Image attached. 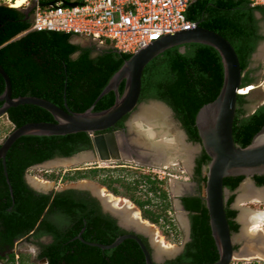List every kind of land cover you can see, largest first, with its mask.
Here are the masks:
<instances>
[{
  "label": "trees",
  "instance_id": "1",
  "mask_svg": "<svg viewBox=\"0 0 264 264\" xmlns=\"http://www.w3.org/2000/svg\"><path fill=\"white\" fill-rule=\"evenodd\" d=\"M255 11L264 14L260 6H251L248 0H194L187 8L188 20L214 30L227 38L236 50L241 69L247 70L248 58L255 50L261 36L257 34ZM0 65L11 81L12 97L37 96L58 106L67 107L73 112H83L89 108L113 74L131 54L113 49L109 42L93 55L94 46L73 43L77 36L53 30H29L31 19L18 8L0 4ZM21 36L18 34L24 32ZM16 37V38H15ZM168 48L156 56L145 67L142 76L140 101L158 99L169 105L193 141L200 142L195 126V116L206 103L213 101L223 83V63L219 52L208 44L190 42ZM74 53H78L72 57ZM249 71V70H247ZM251 78L246 76L243 85ZM5 87L0 75V94ZM124 89V80L119 92ZM115 101L114 91L104 94L94 106L95 111L110 107ZM245 96H238L233 122L235 143L244 147L264 125V104L253 113L246 115L242 105ZM2 102H0L1 106ZM13 127L28 122L54 121L46 109L33 104H20L10 107L6 115ZM123 119V118H122ZM121 120L118 123H121ZM91 147L87 132L65 135L26 134L17 138L6 153L4 174L0 160V259L14 264L16 254L12 251L15 242L25 238L38 239L51 235L47 243L34 242L39 246L37 259L44 264H145L144 254L138 243L131 238L118 245L102 249L81 241L109 244L118 236L127 233L117 225L116 219L103 215L99 204L88 193L75 189H64L50 193L38 192L31 188L25 179L27 169L59 153L72 155ZM209 161L204 152L197 161L196 175L199 183H204L202 166ZM102 168H86L67 172L69 180L95 178ZM53 177V176H51ZM143 182L148 184L146 193L157 194L162 200L160 210L145 208L151 203L130 198L143 210V216L153 223L159 222L174 226L171 218L163 219L170 207L168 190L159 177L144 174ZM244 176L224 178V186L235 190ZM258 183L263 176H255ZM114 178H104V184L114 194H120L112 186ZM139 180L129 182V189H136ZM133 184V186H131ZM233 195L226 202V215L232 231L239 224L232 217L236 210L229 209ZM184 207L190 213L191 241L173 262H213L218 259V251L211 235L208 211L200 196L182 198ZM161 205V204H160ZM59 215L65 220L57 226L51 215ZM162 221L164 223H162ZM150 249L147 238L139 235ZM33 242V240H32ZM23 264V261H20Z\"/></svg>",
  "mask_w": 264,
  "mask_h": 264
},
{
  "label": "water",
  "instance_id": "2",
  "mask_svg": "<svg viewBox=\"0 0 264 264\" xmlns=\"http://www.w3.org/2000/svg\"><path fill=\"white\" fill-rule=\"evenodd\" d=\"M56 1L57 0H50L47 2H40V4L42 6L53 5ZM64 3L67 5L75 4V2H69L67 0H64ZM25 14L27 15L28 11H25ZM255 15L259 16L260 12L255 11ZM1 26L2 24L0 23V28ZM71 42L76 43V40L73 38ZM190 42H198L213 46L221 56L224 70L223 83L218 95L213 101L204 104L195 116V126L200 138V142L195 144H201L205 153L209 156V161L205 166V181L201 198L208 211L211 235L218 251V259L213 262L204 263H159L158 258L167 257L166 254L162 257H158L156 253L157 250L153 245L154 253L152 254L151 250L145 245L137 232L122 234L109 244L84 240L81 237V232L83 230H81L80 234L76 237L86 244L97 246L102 249L113 248L127 238L134 239L144 254L145 264H231L232 260L235 259L234 254L236 253V249L234 247L233 236L226 215V194L228 189L224 186V178L242 175L246 179H249L255 174H264V125L253 136L248 145L242 147L235 143L233 138V122L237 108V98L238 96H246L248 94L241 93V90L243 87L250 85V83L245 85L242 84L244 72L240 67L238 55L231 42L220 33L203 27L198 22L191 28L165 34L131 54L109 79L92 105L83 112L70 111L65 99V108H62L47 99L37 96L27 95L12 97L10 78L0 65V75L3 77L5 83L4 90L0 94V102H2L0 106V117L7 115V111L10 107L20 104H33L46 109L54 118V121L28 122L18 127L14 126L5 136L4 140L0 142V160L3 164L4 174L9 185L11 196L12 189L7 177L5 157L14 141L22 135H65L83 131L90 135L91 149L77 152L70 157H66L64 160L72 158V160H74L73 164L95 163L97 160L109 159L124 160L126 156L120 155V152L123 151L122 146L120 147L121 144H117V142L122 141L124 138L113 129L119 120L130 115L140 104L142 76L145 67L156 56L168 48L180 45V51H184L183 44ZM77 54L78 53H74L72 57H75ZM123 80L124 89L123 92L120 93L118 88ZM111 90L115 93L114 103L106 109L95 111L94 106L98 100ZM150 102L152 104H160L172 113L173 109L164 101L150 99ZM262 104H264V102L260 105ZM260 105L254 107L251 113ZM181 134L184 141H186V132L182 128ZM154 141L155 140H151L152 145L149 148L141 144H136V149H138L136 153L138 157L137 162L147 167H166L168 165L167 163H161V161L153 157L152 146L154 145ZM187 144L193 143L187 142ZM126 146L133 151L135 150L130 144ZM122 153L123 152H121V154ZM53 162L55 161L41 163L36 166L51 165ZM25 179L28 185L34 190L49 193L47 189L35 186L26 174ZM176 182H179L181 186H187L186 184L189 186V183L183 180H176ZM240 187L241 184L234 192L237 193ZM93 195L98 198L105 210H107V206L102 197L98 193H93ZM175 197L177 198V210L181 211V214L185 216V230L188 234L189 221L186 217L188 211L181 203L182 191H175ZM121 211L122 210H118L116 212L110 210V213L121 227L144 232L135 224H127ZM133 219L135 218L133 217Z\"/></svg>",
  "mask_w": 264,
  "mask_h": 264
},
{
  "label": "rangeland",
  "instance_id": "3",
  "mask_svg": "<svg viewBox=\"0 0 264 264\" xmlns=\"http://www.w3.org/2000/svg\"><path fill=\"white\" fill-rule=\"evenodd\" d=\"M13 0H0V4H4L9 6L10 2ZM45 1V0H44ZM72 1V0H68ZM36 0H25V3L19 7L18 9L22 11H28L31 13L30 6L35 4ZM28 4V5H27ZM27 5V6H26ZM11 7V6H10ZM25 7V9H23ZM33 12L30 14L32 16ZM260 17V16H259ZM262 20V18H259ZM24 33H20L16 37L22 35ZM15 37V38H16ZM74 39L76 43H80L86 46H94L93 55H96L97 52L107 47L99 46L97 44L92 43L89 39L84 38L82 36H75ZM255 59V67L253 71L250 73V77L254 78L249 90L248 94L245 96L246 102L244 103V107L246 108V114H251L254 107L260 105L264 102V53L260 59ZM259 64V65H258ZM245 72V70H244ZM154 105L155 107H159L164 109L163 112L166 116H159V118H155V126L153 128L162 129L164 134V140L168 142H172L173 145H177L178 148H184V151L188 153L189 159L194 151V147L191 144H187L188 140L184 141L183 136L181 134V127L179 126V122L177 117L174 116L173 113L166 110L163 106L157 103H151L150 100L141 101L137 108L126 118V123L128 127V139L131 141H136L137 143H141V145L146 147H151V140H158L160 138L153 137V135L149 132V126L146 124L147 121L144 118V114L146 113V109ZM153 107V106H152ZM144 118L145 120L141 119ZM13 129V125L7 119L6 115L0 117V142L4 140L5 136ZM145 130V131H144ZM180 133V134H179ZM194 144V143H193ZM176 152L173 150L170 155L173 156L174 160L170 162L166 167H147L141 164H138L134 158H127L122 161L109 159V160H97V162L87 163V164H56V165H40L36 167L30 168L26 175L29 177L30 181L33 182L32 178H37L46 183L51 184L48 188H46L49 192L55 190H63L66 188H81V189H89L90 191L95 192V188H104L106 193H110L116 197H121L123 199L129 200L134 207L139 211V215L142 220L148 222L153 225L151 230L144 231L148 234L152 245L159 250V248L170 247L172 248V252L170 255H166L167 257L158 258V261H166L172 259L175 256L176 251L180 248L182 244V240L186 238V230H185V216L182 215L181 211L177 210V198L175 197V191H183L185 189L184 186H177L176 180H183L187 177V169L190 165L185 162L184 158L180 157V154L174 155ZM186 158V157H185ZM102 168L99 172V175L95 178H83L76 180H69L64 178V174L67 172L73 173L74 170L80 169L85 170L86 168ZM144 174H151L152 176L158 177L163 180L165 188L168 190L170 207L166 212V215H162L163 219L171 218L174 219V229L175 231L167 230L165 227H162L159 222L153 223L151 220L145 218L143 216V210L136 205L130 198H137L141 201H146L147 199L151 200V203L148 204L145 208H149L152 210H160V206H162V200L157 194L154 193H146V189H148V184L143 182ZM53 176V177H51ZM114 178L118 181H113L112 186L116 187L120 194H114L111 192L104 184L101 183V180L104 178ZM139 180L138 186L136 189H129V182L134 180ZM92 184V185H91ZM95 185V186H94ZM102 185V186H98ZM172 188H170V186ZM203 185V184H201ZM133 186V184H131ZM188 186V185H187ZM93 187V189H92ZM188 188V187H186ZM92 189V190H91ZM241 192L238 191L235 196L234 205L237 206L238 210V220H240V232L234 235V239L236 240V253H242L243 249L246 246L250 245V242H247L243 239L246 236V224L242 222L241 214L242 211H246L244 206L252 208L254 210H262L263 205L256 202H245L238 198ZM161 204V205H160ZM119 207H124V202L119 205ZM244 213V212H243ZM245 224V225H244ZM261 233L264 235V224L260 226ZM153 230V231H152ZM260 234V233H259ZM243 235V237H242ZM239 236V237H238ZM250 236V234H248ZM243 240L242 244L237 243ZM240 239V240H239ZM31 240V239H30ZM45 241H49L48 238H44ZM162 241V242H161ZM159 242V243H157ZM161 243V244H160ZM162 244L165 247H162ZM245 245V246H244ZM12 251L16 254L14 264H20V261H23V264H43L44 261H40L37 259V254L39 252L38 246L31 241H27L25 238L19 239L15 242V245ZM175 253V254H174ZM239 257V258H238ZM247 257V256H246ZM249 257V256H248ZM1 260V259H0ZM5 261V260H2ZM231 264H264V260L259 257H249L247 259L241 258L240 255H237L235 259L232 260Z\"/></svg>",
  "mask_w": 264,
  "mask_h": 264
},
{
  "label": "built area",
  "instance_id": "4",
  "mask_svg": "<svg viewBox=\"0 0 264 264\" xmlns=\"http://www.w3.org/2000/svg\"><path fill=\"white\" fill-rule=\"evenodd\" d=\"M47 1L50 0H36L29 30L72 33L99 46L109 42L113 49L127 54L135 53L165 34L196 24L185 15L194 0L69 1L75 2L74 5L57 0L53 5L40 4ZM248 1L251 6L264 9V0ZM163 227L176 232L171 224L165 223ZM0 264L8 263L0 260Z\"/></svg>",
  "mask_w": 264,
  "mask_h": 264
},
{
  "label": "flooded vegetation",
  "instance_id": "5",
  "mask_svg": "<svg viewBox=\"0 0 264 264\" xmlns=\"http://www.w3.org/2000/svg\"><path fill=\"white\" fill-rule=\"evenodd\" d=\"M28 5V4H27ZM26 5V6H27ZM34 8H35V4H32L31 6H30V9H31V13L33 12V10H34ZM23 9H25V7L23 8ZM26 11V10H25ZM25 11H23V13H25ZM31 13H28L27 15H26V18H28V19H31ZM255 15V14H254ZM262 18V20H260L259 18L260 17ZM259 16H256L255 15V18L257 19V34L258 35H260L261 36V38H260V40L257 42V45H256V47H255V50L251 53V55L249 56V58H248V65H247V70H249V71H247V70H245V72H244V78H243V82H244V79H245V76H246V72L248 73V77H250V73L253 71V68L255 67V65H254V63H255V59L256 58H258L259 60V62H260V59H261V57L263 56V53H264V14H262V13H260V15ZM19 35V34H18ZM259 65V64H258ZM251 79L250 80H248V82L247 83H250V85L252 84V82H253V79L254 78H252V77H250ZM246 83V84H247ZM243 84V83H242ZM245 85V84H244ZM246 98V97H245ZM242 107H243V109L245 110L246 108L244 107V104L242 105ZM172 113L174 114V116L175 117H177L176 116V114H175V112L172 110ZM245 114H246V110H245ZM247 115V114H246ZM129 115H127V116H125V117H123V119H122V121H121V123H117L116 124V126L114 127V131L115 132H117V133H119L120 135H122L123 136V140L122 141H120V142H117V144H121L120 145V147L122 146V149H123V151H121V152H123L122 154H121V152H120V155L121 156H126V158L125 159H127L128 157L129 158H134L135 160H136V162H137V151H138V149H136V144H141V143H137L136 141H131V140H129L128 139V127H127V123H126V118L128 117ZM177 120H178V122L180 123V126H181V128L182 129H184V127L182 126V124H181V122H180V120L178 119V117H177ZM185 130V129H184ZM185 132H186V130H185ZM186 139L188 140V142H192V143H194V144H191L192 146H195L194 148V151L192 152V155H191V157H190V159H189V161H190V165L188 166V169H187V177H185V179H184V181H186V182H188L189 183V186H187L188 188H186L185 187V189L182 191V197H181V203L183 204V201H182V198L183 197H189V196H200L201 197V194H202V188H203V185H201V184H204L203 182L202 183H199L198 182V180H197V175H196V168H197V161H198V159H200L202 156H203V154H204V152H205V150H204V148H203V146L201 145V144H195V143H198L197 141H193V140H191L190 139V137H189V135H188V133L186 132ZM127 144H130V145H132L133 146V148H135V150H136V152H135V150L133 151V150H131L130 148H128V146H126ZM132 148V149H133ZM89 149H91V147H89V148H87V149H84V150H82V151H86V150H89ZM82 151H79V152H82ZM163 152H165L164 154H163ZM77 153V152H76ZM152 153H153V157L154 158H156V159H158L159 161H161L162 162V157L161 156H165V154H167V152L166 151H164V149L162 150V149H160V148H158V150L156 149V148H153L152 147ZM75 154V153H74ZM74 154H72V155H74ZM72 155H69V156H65V155H62V154H59V153H57V154H55V155H53L52 157H50V158H48V159H46V160H44V161H42V162H40V163H36V164H33L32 166H30L28 169H27V171L30 169V168H32V167H35L36 165H39V164H41V163H45V162H50V161H63L66 157H70V156H72ZM182 156V157H181ZM180 157L181 158H184L185 156L184 155H182V153L180 154ZM185 159V158H184ZM186 162V161H185ZM138 163V162H137ZM187 163V162H186ZM205 166L206 165H203L202 166V172H203V176L205 175ZM255 176H263L264 177V174H255V175H253V176H251V178H249V179H246L245 177L243 178V180L240 182V184H241V187H242V185L247 181V180H249L250 182H251V184L253 185V187L254 188H256V189H262V190H264V182H262V183H258L257 182V180H256V178H255ZM264 179V178H263ZM239 184V185H240ZM238 185V186H239ZM98 186H102V185H98ZM237 186V187H238ZM227 188V187H226ZM66 189H69V188H66ZM71 189H75V190H77V191H79V192H81V193H83L84 194V192L85 193H88L89 194V196H91V197H93L94 199H96V201L98 202V204H99V209H100V212L103 214V215H107V216H109V217H112V218H114L113 217V215L110 213V210L112 211L113 210V207L114 206H112V205H107V204H105L106 206H107V210H105V208H104V206L100 203V201L98 200V198L95 196V195H93V193H98L99 195H100V192L99 191H96V192H94V191H90L89 189H81V188H71ZM228 189V188H227ZM64 190V189H63ZM92 190V189H91ZM55 191H60V190H55ZM54 191V192H55ZM240 191V190H239ZM50 192H53V191H50ZM49 192V193H50ZM234 196L233 197V200L230 202V204L228 205V208L229 209H234V210H236V214H235V216L234 217H232V219L236 222V223H238L239 224V227H238V229L236 230V231H232L231 229V234H232V236H233V242H234V247H235V245H236V240L234 239V235L235 234H237L238 232H240V225L242 224L241 222H240V220H238V208H237V206H235L233 203H234V200H235V196H236V193L234 192V190H229L228 189V192H227V194H226V202H227V200L230 198V196ZM101 197H103L102 195H100ZM243 201H244V203L245 202H256V203H260L261 205H263V209L262 210H256V211H264V195H262V196H260V197H244V199H243ZM183 206H184V204H183ZM245 207V209H250V210H254V209H252V208H249V207H247V206H244ZM51 220L54 222V223H56V225L57 226H63L64 225V222H65V220H63L59 215H56V214H52L51 216ZM186 217H187V219H188V229H189V231H188V234H186V238H184L183 240H182V244H181V246H180V248L176 251V254H175V256L174 257H172V259H170V260H166V261H158L159 263H167V262H173L174 260H176V258L185 250V248H186V245L191 241V219H190V213H189V211H188V214L186 215ZM115 219V218H114ZM116 223H117V225L118 226H120L119 224H118V222H117V220H116ZM241 223V224H240ZM121 227V226H120ZM121 228H123L124 230H126L127 232H137L139 235H142V236H144V237H146L147 238V243L149 244V247H150V250H151V252H152V254L154 253V248H153V246H152V243H151V240H150V238H149V236H148V234L147 233H145V232H138V231H134L133 229H126V228H124V227H121ZM247 230L249 229V227L248 228H246ZM261 229H260V236H261V245L262 246H260L261 248H263V250H264V235L261 233ZM52 236L51 235H44V236H42V237H40V238H38V239H33V238H31V240H33V242H40V243H47V242H49V241H51V238ZM239 237V236H238ZM44 238H48V240L49 241H45L44 240ZM245 238V239H244ZM243 239L244 240H246V237H244ZM240 240V239H239ZM237 243H239V244H242L243 243V240L241 239V241L240 242H238V240H237ZM38 250H39V246H38ZM264 260V259H263ZM40 261H44V259H41ZM45 263V262H44ZM43 263V264H44Z\"/></svg>",
  "mask_w": 264,
  "mask_h": 264
},
{
  "label": "bare ground",
  "instance_id": "6",
  "mask_svg": "<svg viewBox=\"0 0 264 264\" xmlns=\"http://www.w3.org/2000/svg\"><path fill=\"white\" fill-rule=\"evenodd\" d=\"M24 3H25V0H13L10 2L9 6H11L13 8H19ZM250 89H251V86L247 85V86L242 88L241 93H248ZM152 106L148 107V109H146V113L143 116L147 120L145 122L149 126V132L153 135V137L160 138V139L154 141V143H153L154 145L152 147L156 148L157 150H158V148H160L162 150L164 149V151L167 152V154H165L164 157L161 156L163 159L161 163L169 164L170 162H172L174 160V158L172 155H170V153H172V151L174 150L176 152V154L182 153V155H184L186 157V158L185 157L184 158H185V161L187 162V165H188V163H190V161H189L188 153H186L187 151L185 152L184 148L183 149L178 148L177 145H173L172 142L165 141L162 129L153 128L155 126V124H154L156 121L155 118H157V117L159 118V116H166V114L163 112L164 109H161L159 107H155L154 105H152ZM143 116H141V119L145 120L144 118H142ZM164 153L165 152H163V154ZM176 154L174 153V155H176ZM73 163H74V160H72V158H71L69 160L55 161V162L51 163V165H56V164L72 165ZM32 180H33L32 183L37 187H41V188L46 189L51 185L49 183H46V182L39 180L37 178H34V177L32 178ZM92 189H93V187H92ZM240 189H241V192L238 196V198L240 200L241 199L243 200L244 197H248V198L249 197H255V196L260 197V196L264 195V190L254 188L249 180H247L242 185V187H240ZM94 190H95V192L96 191L100 192V195L103 196L102 199L105 201L104 202L105 204L114 206L113 211L117 212L118 210H122L121 211L122 215L125 218V220L127 221V224H135L136 226H138L139 228H141L144 231L151 230L153 228L152 224H149L148 222L141 219V217L139 215V211L137 210L136 207H134V205L129 200L123 199L121 197H116L110 193H106L105 189L101 188V187H100V189L96 187ZM122 202H124L123 208L119 207V205H121ZM133 217L135 219H133ZM241 218H242V222H244L246 224V228L249 227V229L246 230V236L245 237H246L247 242H250V245L246 246L243 249L242 253H240V254L235 253L234 254L235 258L237 255H240V257L244 258V259H247L250 256L251 257H259L261 259H264V250H263V248L260 247V246H262L261 245L262 243L260 241L261 236L259 234L260 229H261L260 226L264 224V211H256V210L246 209V211H242ZM248 234H250V236H248ZM242 237H243V235H242ZM157 243H159V242H157ZM162 247H165V246L162 244ZM171 252H172V248H170V247H165V248L160 247L156 253H157L158 257H162V256H164V254L170 255Z\"/></svg>",
  "mask_w": 264,
  "mask_h": 264
},
{
  "label": "crops",
  "instance_id": "7",
  "mask_svg": "<svg viewBox=\"0 0 264 264\" xmlns=\"http://www.w3.org/2000/svg\"><path fill=\"white\" fill-rule=\"evenodd\" d=\"M22 33H25V31L22 32ZM20 36H21V35H20ZM186 185H188V184H186ZM172 186H173V185H171L170 188H172ZM177 186H178V187H179V186L181 187V184L178 182V183H177ZM184 187H187V186H184Z\"/></svg>",
  "mask_w": 264,
  "mask_h": 264
}]
</instances>
